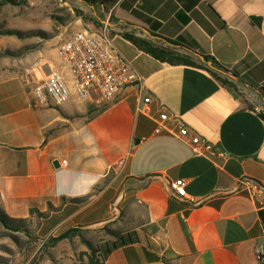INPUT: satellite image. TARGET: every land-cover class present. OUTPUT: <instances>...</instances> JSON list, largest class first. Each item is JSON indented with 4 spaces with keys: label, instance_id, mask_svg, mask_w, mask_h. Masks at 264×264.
<instances>
[{
    "label": "crops",
    "instance_id": "obj_1",
    "mask_svg": "<svg viewBox=\"0 0 264 264\" xmlns=\"http://www.w3.org/2000/svg\"><path fill=\"white\" fill-rule=\"evenodd\" d=\"M100 11L97 29L77 19L39 51L38 78L53 65L68 79L57 46L74 32H100L109 20L106 33L141 88L128 86L90 113L100 108L95 96L37 107L33 79H0V209L12 219L30 218L31 209L45 213L40 230L49 236L115 221L120 191L127 211L143 212L120 232L132 241L104 264H259L264 202L239 189L264 184V0H118ZM123 23L178 41L176 52L197 64L192 52L210 55L239 81L223 86L202 68L155 60L123 37L145 38ZM181 127L187 138L178 136ZM194 136L211 151L196 153ZM179 179L184 197L169 188Z\"/></svg>",
    "mask_w": 264,
    "mask_h": 264
},
{
    "label": "rangeland",
    "instance_id": "obj_2",
    "mask_svg": "<svg viewBox=\"0 0 264 264\" xmlns=\"http://www.w3.org/2000/svg\"><path fill=\"white\" fill-rule=\"evenodd\" d=\"M77 19L97 22V29L103 13L94 15L75 0H0V79L22 74L35 62L39 51L45 46L51 49L55 37ZM119 192L112 202L118 212L110 219L117 217L115 221L79 228L78 236L55 245L49 239L60 233L43 238L37 232L40 221L36 217L25 225V231H9L0 224V264H87L92 250L134 227L137 222L133 214L142 215L141 208L127 211Z\"/></svg>",
    "mask_w": 264,
    "mask_h": 264
},
{
    "label": "built area",
    "instance_id": "obj_3",
    "mask_svg": "<svg viewBox=\"0 0 264 264\" xmlns=\"http://www.w3.org/2000/svg\"><path fill=\"white\" fill-rule=\"evenodd\" d=\"M105 25L102 31L96 32V39H83L75 32L71 39H64L57 46V57L70 74V83H63V73L53 65L50 67L51 74L39 79L37 74H40L43 60L23 69L22 76L34 80L32 97L37 107L61 106L72 96L80 101L95 96L94 104L103 107L110 104L122 89L132 85L141 88V78L128 70L106 33ZM149 103L150 98H145L142 112L147 113L146 105ZM166 118L163 114L160 121ZM161 131L162 126L158 125L154 132L158 134ZM178 136L187 138V128L181 127ZM190 140L196 153L211 151L212 146L208 140L196 136ZM169 188L179 197L186 196L185 182L181 179L171 182ZM239 191L260 204L264 202V184L253 182L247 186L245 182ZM262 254L261 247L256 248L255 256L259 264H264Z\"/></svg>",
    "mask_w": 264,
    "mask_h": 264
},
{
    "label": "trees",
    "instance_id": "obj_4",
    "mask_svg": "<svg viewBox=\"0 0 264 264\" xmlns=\"http://www.w3.org/2000/svg\"><path fill=\"white\" fill-rule=\"evenodd\" d=\"M72 1V0H64ZM85 7H87L94 15L97 14V11L102 10L105 12L108 8L113 7L118 0H75ZM77 16H80L77 14ZM103 19H101L102 21ZM104 21V20H103ZM95 23V22H94ZM101 23V22H100ZM97 25V22H96ZM125 27H130L138 29L141 34L145 35V38H140L134 34L124 33L123 37L130 41L137 49L143 51L144 53L150 55L155 60H158L162 63H167L171 66H190L198 67L206 70L213 78H215L221 85L229 86L230 80L239 81L238 75L229 67H226L219 62H217L212 56L205 54H198L192 52V54L198 59L199 64L193 62L189 56L180 55L176 52L177 49L183 48V46L178 41H169L161 38L160 36L154 35L146 30L139 28L137 26L130 25L128 23H123ZM187 49V48H186ZM188 50V49H187ZM190 51V50H188ZM222 77H225L223 79ZM228 79V80H226ZM106 106L100 108H89V112L103 111ZM258 117L264 122V115L259 114ZM102 185V184H101ZM100 185V186H101ZM100 186L95 187V191H98ZM72 201L82 203L81 199H72ZM49 208H52L49 205ZM30 218L27 219H12L6 216L3 211L0 209V224L3 228L18 232L25 231V225L30 222L34 217L38 218L41 222L42 219L46 218L45 213H41L35 209H31ZM38 234L43 238H47L45 232L40 230V223ZM78 228L68 229L57 237L50 238L52 245L62 241L68 240L72 237L78 236ZM132 239L127 236L118 233L115 235V239L112 241L103 242L96 251L92 250L89 255V260L87 264H104L107 255H109L113 250L125 245L127 242H131Z\"/></svg>",
    "mask_w": 264,
    "mask_h": 264
},
{
    "label": "bare ground",
    "instance_id": "obj_5",
    "mask_svg": "<svg viewBox=\"0 0 264 264\" xmlns=\"http://www.w3.org/2000/svg\"><path fill=\"white\" fill-rule=\"evenodd\" d=\"M78 33H79V35L82 36L83 39H96V32H89V31L84 30V31H79ZM74 34H75V32L73 34L69 35L65 39H71V37ZM36 61H42V59H39V60H36ZM35 62L33 64H35ZM63 83H70V74H69V78L68 79L65 78V76L63 75Z\"/></svg>",
    "mask_w": 264,
    "mask_h": 264
}]
</instances>
